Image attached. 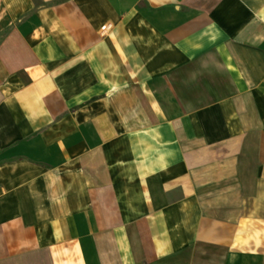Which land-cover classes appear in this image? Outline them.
<instances>
[{"label": "crops", "instance_id": "1", "mask_svg": "<svg viewBox=\"0 0 264 264\" xmlns=\"http://www.w3.org/2000/svg\"><path fill=\"white\" fill-rule=\"evenodd\" d=\"M0 264H264V0H0Z\"/></svg>", "mask_w": 264, "mask_h": 264}]
</instances>
